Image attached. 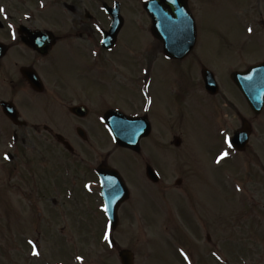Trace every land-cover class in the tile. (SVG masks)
<instances>
[{"label":"rangeland","instance_id":"1","mask_svg":"<svg viewBox=\"0 0 264 264\" xmlns=\"http://www.w3.org/2000/svg\"><path fill=\"white\" fill-rule=\"evenodd\" d=\"M114 1L121 7L124 43L110 63L123 68L134 60L133 65L141 67L142 60L131 53L148 39L141 29L146 17L138 15L141 0L107 3ZM250 1L201 0L198 69L196 64L174 66L154 57L151 42V166L160 180L151 182V196L139 184V196L119 208V224L114 230L107 228V238L101 235L106 219L97 187L88 185L70 164V173L60 165L54 173L56 161L50 156L49 142L38 145L35 139H24L25 151L9 163L5 157L13 145L10 139H0V264H121L119 249L132 251L134 264H264V107L254 116L229 78L234 71L264 61V0H254L250 21L236 16L250 12L244 7ZM255 19L263 25L254 27ZM103 61L90 65L92 71L111 76L113 67ZM200 66L214 75L219 94L208 100L204 89L195 87L206 103L177 150L170 145L167 116L171 111L157 99L178 77L201 82L200 75L194 78ZM129 76L119 79L130 82ZM99 89L123 109L128 106L126 96H135L130 88L118 90L111 84ZM242 119L250 122L252 133L246 150L235 152L224 136L229 138L239 129ZM224 152L228 155L218 163ZM119 155L111 159L116 163ZM177 179L181 184H175ZM199 217L203 228L197 230L191 219ZM215 245L219 247L216 261Z\"/></svg>","mask_w":264,"mask_h":264},{"label":"flooded vegetation","instance_id":"2","mask_svg":"<svg viewBox=\"0 0 264 264\" xmlns=\"http://www.w3.org/2000/svg\"><path fill=\"white\" fill-rule=\"evenodd\" d=\"M254 2L251 0L244 6L250 10L249 13H236L237 18L244 15L250 21ZM93 3L95 9L92 8ZM104 4H108L107 0H0V8L4 9L0 12V118L5 122L3 126L0 123V139H10L13 145V151L6 154L9 163L25 151L24 139H35L38 145L49 142L50 156L56 161L52 165L53 172H57L55 167L60 165L70 173V164L75 171L82 173L80 176L88 185L97 187V199L101 202V181L113 184L117 191L120 176L127 193L117 195L129 196L120 205L127 207L134 196H139V184H144L142 192L151 196V175L149 179L145 173L146 168L151 169V128H154L151 121V42L154 57L157 55L158 59L174 66L196 64L198 69L202 58L196 55L201 49L197 18L202 4L201 0H152L151 19L145 11L139 13L143 19L146 17V24L143 23L141 29L148 39L131 52L143 64L138 67L136 62L133 65V60L123 68L110 63V59L122 50L124 25L112 37L109 32L111 18L103 9ZM119 13L122 14L121 9ZM161 25L174 26L176 30L193 26L196 40L191 49H185L181 56L164 55L162 40L152 33ZM259 25L263 23L259 24L255 19L253 26L257 28ZM180 45L188 46L186 43ZM101 58L104 59L103 64L109 63L113 67L111 71H115L111 76L105 72L109 79L104 73H94L90 67L98 64ZM85 63L86 66L83 65ZM68 68L70 72L66 71ZM124 75H130V82L120 81L119 77ZM198 75L196 72L194 78ZM189 79H193V74H189ZM178 80L169 84L166 92H160L157 99L171 111L167 116L170 145L179 143L175 146L177 150L183 135L189 132V126L197 122V112L203 102L200 94L194 91L195 87L202 90V82L196 80L194 84L182 77ZM110 84L118 90H132L135 96H126V109L113 103L106 94L99 93V88H107ZM110 111L117 113L112 120H106ZM163 117L160 116L161 123ZM107 121L117 124L118 139H138L137 143L131 144L132 147L116 144ZM175 128L177 131H173ZM116 153L121 157L115 163L111 157ZM181 182L177 179L175 184ZM53 184L58 190L59 182ZM145 186L150 190H145ZM181 195L188 197L184 192ZM195 220L194 228H203L201 218ZM102 231L101 235L106 237V225ZM206 239L210 240L209 237ZM218 251L219 247L215 245L212 249L215 261Z\"/></svg>","mask_w":264,"mask_h":264},{"label":"water","instance_id":"3","mask_svg":"<svg viewBox=\"0 0 264 264\" xmlns=\"http://www.w3.org/2000/svg\"><path fill=\"white\" fill-rule=\"evenodd\" d=\"M147 10L151 11V0L145 4ZM118 22L115 25V30L121 27V18L117 15ZM203 80L205 89L210 94L218 92L217 84L213 75L206 69L203 70ZM231 80L236 84L245 99L247 100L251 110L258 114L264 103V64L248 68L245 72H235L231 75ZM249 126L243 123L242 128L234 132L233 137L230 139L231 145L238 151L244 150L249 137ZM118 143L122 142L121 139H116ZM151 170V180L156 182L157 179L153 176ZM105 192V194H104ZM103 197L105 200V208L109 218L111 227L114 229L117 225L116 211L119 204L123 199H115L111 196L110 187H103ZM119 256L122 264H133V255L128 250H121Z\"/></svg>","mask_w":264,"mask_h":264},{"label":"snow or ice","instance_id":"4","mask_svg":"<svg viewBox=\"0 0 264 264\" xmlns=\"http://www.w3.org/2000/svg\"><path fill=\"white\" fill-rule=\"evenodd\" d=\"M42 6H43V5H42ZM3 11H4V9L0 8V12H3ZM248 31H249V32H252V29L249 28ZM13 39H15V33H13ZM229 146H231V142H230V141H229ZM227 155H228V153H227V152H224V153L219 157V159L217 160V162L219 163V161L222 160V159H224ZM5 158H8V157L6 156ZM105 210H106V209H105ZM106 238H107V237H106ZM110 242H111V241H110ZM34 254L39 255V252H36V253H34ZM186 258H187V257H186Z\"/></svg>","mask_w":264,"mask_h":264}]
</instances>
